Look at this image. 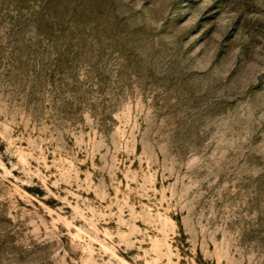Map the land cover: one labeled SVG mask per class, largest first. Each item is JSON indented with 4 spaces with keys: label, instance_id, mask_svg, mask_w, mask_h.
<instances>
[{
    "label": "rangeland",
    "instance_id": "1",
    "mask_svg": "<svg viewBox=\"0 0 264 264\" xmlns=\"http://www.w3.org/2000/svg\"><path fill=\"white\" fill-rule=\"evenodd\" d=\"M0 264H264V0H0Z\"/></svg>",
    "mask_w": 264,
    "mask_h": 264
}]
</instances>
